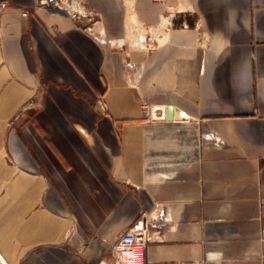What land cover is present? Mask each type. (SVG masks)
Returning <instances> with one entry per match:
<instances>
[{"label":"crops","instance_id":"0c3cea01","mask_svg":"<svg viewBox=\"0 0 264 264\" xmlns=\"http://www.w3.org/2000/svg\"><path fill=\"white\" fill-rule=\"evenodd\" d=\"M6 1L7 264H114L113 245L141 219L145 264H263L264 0H87L96 23ZM187 12L191 26H177ZM126 59L141 66L139 87Z\"/></svg>","mask_w":264,"mask_h":264},{"label":"built area","instance_id":"2783aa9c","mask_svg":"<svg viewBox=\"0 0 264 264\" xmlns=\"http://www.w3.org/2000/svg\"><path fill=\"white\" fill-rule=\"evenodd\" d=\"M9 3L6 0L0 1V9H5ZM47 7L52 12H63L69 15L74 20L88 19L89 21L97 22V13L88 6L86 0H37L34 8ZM24 16L30 14V10L25 8L22 11ZM87 29L103 43L109 40L103 36L99 28L91 25ZM126 66L132 67L134 62L126 60ZM103 98V97H102ZM101 98V99H102ZM98 101V109L105 110V105L102 100ZM148 245V231L144 220L137 221L129 229H125L119 236L117 242L112 247L114 264H145V252ZM264 264V255H263ZM0 264H3L0 260Z\"/></svg>","mask_w":264,"mask_h":264},{"label":"rangeland","instance_id":"374dc122","mask_svg":"<svg viewBox=\"0 0 264 264\" xmlns=\"http://www.w3.org/2000/svg\"><path fill=\"white\" fill-rule=\"evenodd\" d=\"M167 7H168L169 16H170V14H173V15H176L177 14V10H176V6L175 5L168 3ZM185 14H187V15L184 16V19L182 17V20L183 21H180V23L179 22L178 23H175L176 25L178 24L179 26H182V24H183V25L191 26V12H187ZM126 60H128V59H126ZM126 60H124V64H123V68H122L123 74L125 75V78L127 79V82L130 84V87H132V88L133 87H139V79H140L141 66L139 65L137 68H129V67L126 66V62H125ZM130 62H133V61L130 60ZM134 63H136V62H134ZM136 64H138V63H136ZM134 80H135V83L133 84V81ZM136 97H137V95H136ZM100 99L102 100V103L105 105V110L103 112H107L109 110V107H108V103H107V100H106V97H105L104 94L99 96V98L97 99V101L95 103V106L98 107V101ZM174 108H175V106H174ZM152 117H154V116H152ZM166 118L167 117L165 116V119Z\"/></svg>","mask_w":264,"mask_h":264},{"label":"bare ground","instance_id":"6f19581e","mask_svg":"<svg viewBox=\"0 0 264 264\" xmlns=\"http://www.w3.org/2000/svg\"><path fill=\"white\" fill-rule=\"evenodd\" d=\"M134 65H135V64H134ZM130 68H133V65H132V67H130ZM134 83H135V80L133 81V84H134ZM135 91H136V95H137V97H139V99H141L143 96L139 95V93L137 92V90H135ZM153 106H154V105L151 104V106L148 107L149 110H150V114H151L152 116L156 117V119H157V118H160V117L162 116V113H160V112H158V111H161V109L153 110V109H154ZM174 112H175V109L173 110V118H172V119H169V120H173V119H174ZM164 151H165V150H164Z\"/></svg>","mask_w":264,"mask_h":264},{"label":"water","instance_id":"95a60500","mask_svg":"<svg viewBox=\"0 0 264 264\" xmlns=\"http://www.w3.org/2000/svg\"><path fill=\"white\" fill-rule=\"evenodd\" d=\"M157 109H162V110L164 111L162 117H160V118H165V116H166V109H165V107H155V110H157ZM169 109H170V115H169V118L172 119V118H173V110H174V106H173V105H170V106H169ZM0 260H1V262H2L3 264H7V261L5 260V258H4L3 255L1 254V252H0Z\"/></svg>","mask_w":264,"mask_h":264}]
</instances>
